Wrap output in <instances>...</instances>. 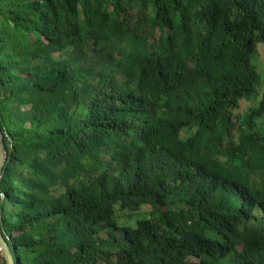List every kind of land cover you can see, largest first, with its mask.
I'll return each mask as SVG.
<instances>
[{
  "label": "trees",
  "instance_id": "1",
  "mask_svg": "<svg viewBox=\"0 0 264 264\" xmlns=\"http://www.w3.org/2000/svg\"><path fill=\"white\" fill-rule=\"evenodd\" d=\"M258 43L264 0H0L17 264H264Z\"/></svg>",
  "mask_w": 264,
  "mask_h": 264
},
{
  "label": "rangeland",
  "instance_id": "2",
  "mask_svg": "<svg viewBox=\"0 0 264 264\" xmlns=\"http://www.w3.org/2000/svg\"><path fill=\"white\" fill-rule=\"evenodd\" d=\"M252 65L255 67L259 74V84L256 87V95H258L257 101L244 102L242 106L241 113L245 114L252 110V107H256L264 94V46L258 43L256 47V53L252 58ZM11 205L7 204L5 206L6 214H9Z\"/></svg>",
  "mask_w": 264,
  "mask_h": 264
},
{
  "label": "water",
  "instance_id": "3",
  "mask_svg": "<svg viewBox=\"0 0 264 264\" xmlns=\"http://www.w3.org/2000/svg\"><path fill=\"white\" fill-rule=\"evenodd\" d=\"M7 159H8V150L4 143V134L2 132V128L0 125V178H1V175H2ZM1 199L2 197L0 195V219L2 218V206H1L2 200ZM0 246L2 249L3 257L6 260V263L7 264H17V260L11 251L10 244L5 239V234L3 230H1V226H0Z\"/></svg>",
  "mask_w": 264,
  "mask_h": 264
},
{
  "label": "built area",
  "instance_id": "4",
  "mask_svg": "<svg viewBox=\"0 0 264 264\" xmlns=\"http://www.w3.org/2000/svg\"><path fill=\"white\" fill-rule=\"evenodd\" d=\"M0 195H1L2 198L4 197V194L1 193V192H0ZM5 239H6L7 241H9V237H6V235H5Z\"/></svg>",
  "mask_w": 264,
  "mask_h": 264
},
{
  "label": "crops",
  "instance_id": "5",
  "mask_svg": "<svg viewBox=\"0 0 264 264\" xmlns=\"http://www.w3.org/2000/svg\"><path fill=\"white\" fill-rule=\"evenodd\" d=\"M0 255L3 257V253H2V249H1V246H0ZM4 258V257H3ZM6 261V260H5Z\"/></svg>",
  "mask_w": 264,
  "mask_h": 264
}]
</instances>
